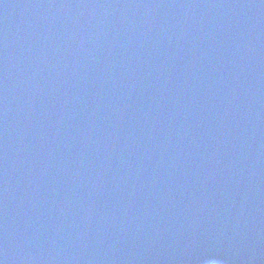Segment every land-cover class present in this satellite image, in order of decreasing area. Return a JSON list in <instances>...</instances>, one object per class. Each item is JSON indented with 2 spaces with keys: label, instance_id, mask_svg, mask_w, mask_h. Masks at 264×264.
Here are the masks:
<instances>
[{
  "label": "water",
  "instance_id": "obj_1",
  "mask_svg": "<svg viewBox=\"0 0 264 264\" xmlns=\"http://www.w3.org/2000/svg\"><path fill=\"white\" fill-rule=\"evenodd\" d=\"M0 264H264V0H0Z\"/></svg>",
  "mask_w": 264,
  "mask_h": 264
}]
</instances>
